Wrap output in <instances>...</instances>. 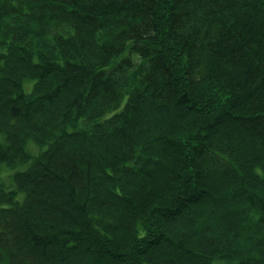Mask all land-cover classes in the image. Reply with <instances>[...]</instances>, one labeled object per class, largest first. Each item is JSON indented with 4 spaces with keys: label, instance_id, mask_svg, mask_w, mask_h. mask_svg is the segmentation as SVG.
Returning <instances> with one entry per match:
<instances>
[{
    "label": "trees",
    "instance_id": "trees-1",
    "mask_svg": "<svg viewBox=\"0 0 264 264\" xmlns=\"http://www.w3.org/2000/svg\"><path fill=\"white\" fill-rule=\"evenodd\" d=\"M0 264H264V0H0Z\"/></svg>",
    "mask_w": 264,
    "mask_h": 264
},
{
    "label": "bare ground",
    "instance_id": "bare-ground-1",
    "mask_svg": "<svg viewBox=\"0 0 264 264\" xmlns=\"http://www.w3.org/2000/svg\"><path fill=\"white\" fill-rule=\"evenodd\" d=\"M115 153H118V152H115ZM221 222H223V224L220 227V231L228 233L229 232V228H228V225H227L228 222L225 221V220H222Z\"/></svg>",
    "mask_w": 264,
    "mask_h": 264
},
{
    "label": "rangeland",
    "instance_id": "rangeland-1",
    "mask_svg": "<svg viewBox=\"0 0 264 264\" xmlns=\"http://www.w3.org/2000/svg\"><path fill=\"white\" fill-rule=\"evenodd\" d=\"M32 83H33V82H28V83L25 85V89H26L27 91H30V90H31V88H32Z\"/></svg>",
    "mask_w": 264,
    "mask_h": 264
}]
</instances>
